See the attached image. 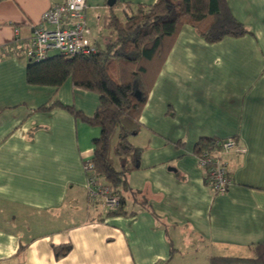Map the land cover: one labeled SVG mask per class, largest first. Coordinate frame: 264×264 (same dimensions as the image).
Instances as JSON below:
<instances>
[{"label": "crops", "instance_id": "0c3cea01", "mask_svg": "<svg viewBox=\"0 0 264 264\" xmlns=\"http://www.w3.org/2000/svg\"><path fill=\"white\" fill-rule=\"evenodd\" d=\"M63 1L0 0V218L7 208L15 213L12 227L0 223V264H157L172 247L170 264L199 246L207 264L212 255L250 256V246L264 242V0H227L251 31L241 37L208 43L183 24L155 78L130 138L144 148L140 167L127 181L159 219L131 199L132 216L76 213L83 163L100 130L59 106L40 108L58 99L90 117L98 96L70 78L58 88L26 81L32 27L52 29L41 16ZM117 1L119 15L125 2L155 0ZM107 7L106 0H86L93 41L104 36L90 20L104 27ZM201 137H236L243 149L224 155L231 176L224 194L205 182L192 154ZM178 140L184 146L176 147ZM18 214L31 217L35 232L15 229ZM186 238L195 246L179 244ZM68 243L71 250L55 258L53 246Z\"/></svg>", "mask_w": 264, "mask_h": 264}, {"label": "trees", "instance_id": "16d2710c", "mask_svg": "<svg viewBox=\"0 0 264 264\" xmlns=\"http://www.w3.org/2000/svg\"><path fill=\"white\" fill-rule=\"evenodd\" d=\"M119 4L116 0L113 6L107 7L104 27L108 34L104 36V44L92 40L96 53L72 57L56 53L41 61L29 59L26 81L30 85L58 88L70 78L75 87L97 94L98 106L90 117L72 106L62 105L58 99L40 109L59 106L99 128L89 161L98 179L119 196L116 208L105 211L107 216L135 215L136 212L126 206L131 199L159 219L138 191L129 187L127 176L140 167L144 148L133 145L130 138L141 128V110L172 43L183 24L191 25L208 43L219 42L225 37H241L251 31L233 17L227 0L125 2L121 16L114 10ZM224 139L201 137L192 154L197 158L202 153L219 150ZM175 146L182 147L184 142L178 140ZM204 179L209 184L208 179ZM250 249L247 257L212 255L209 264H264V242ZM70 250L69 243L53 246L55 258L65 256ZM174 252L171 247L169 257L157 264H165Z\"/></svg>", "mask_w": 264, "mask_h": 264}, {"label": "built area", "instance_id": "2783aa9c", "mask_svg": "<svg viewBox=\"0 0 264 264\" xmlns=\"http://www.w3.org/2000/svg\"><path fill=\"white\" fill-rule=\"evenodd\" d=\"M86 0H64L53 4L43 12L41 20L52 24V29L40 25L33 26L26 48L29 59L41 61L56 52L65 56L91 55L97 49L90 37V28L85 17ZM243 151L232 137L223 140L221 149L202 153L197 157L198 166L216 194L227 192L231 184L228 163L224 157L229 152L239 154ZM86 175L87 194L92 201L104 205L105 211H111L119 203V196L95 175L92 163H83Z\"/></svg>", "mask_w": 264, "mask_h": 264}, {"label": "rangeland", "instance_id": "374dc122", "mask_svg": "<svg viewBox=\"0 0 264 264\" xmlns=\"http://www.w3.org/2000/svg\"><path fill=\"white\" fill-rule=\"evenodd\" d=\"M119 15L121 16V14H119ZM90 21H91V23H89V24L91 25V27L94 28V31H98L100 37L102 34H103V36L108 34L107 33L108 31L106 30L105 27H103V25L101 24V22H99V20L92 18ZM100 43L104 44L102 39H101ZM51 53H53V51H51L50 54ZM93 127H96V126H93ZM77 205H79V207H80L76 210V213H78V215L87 213L86 210L87 211H89V210L101 211V209L105 210L103 204H101L100 202L98 203V202H95V201H92L91 199H89L88 194H87L86 182H85V194L83 195L81 202ZM8 209H10V208H7V210L3 213L2 218H0V223L5 227H12L11 223L13 220H11V219L13 218V215H15V213H10V210H8ZM16 218L18 219L16 221V223L21 222V224L16 225L15 229L22 230V231L31 229V230H34V232H35L36 228L34 227V225H32L31 217H29V216L19 217V214H18V216ZM77 218H79V216ZM40 229H42V230L45 229V226H42V227L40 226ZM179 244H181L182 246H185L187 244L195 246L196 241L191 240L189 238H186L183 241V243L180 242ZM176 245H177V242H176ZM207 258H208V256H207V254H205L204 248L202 246H199V247H197L196 254L186 252V254L183 255V257H178V255H176L175 261L171 262L170 264H207Z\"/></svg>", "mask_w": 264, "mask_h": 264}, {"label": "water", "instance_id": "95a60500", "mask_svg": "<svg viewBox=\"0 0 264 264\" xmlns=\"http://www.w3.org/2000/svg\"><path fill=\"white\" fill-rule=\"evenodd\" d=\"M115 2H116V0H106V5L111 7L114 5ZM134 95L137 96L138 94L135 93Z\"/></svg>", "mask_w": 264, "mask_h": 264}]
</instances>
